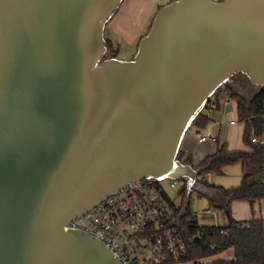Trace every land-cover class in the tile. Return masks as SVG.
<instances>
[{
    "label": "water",
    "instance_id": "water-1",
    "mask_svg": "<svg viewBox=\"0 0 264 264\" xmlns=\"http://www.w3.org/2000/svg\"><path fill=\"white\" fill-rule=\"evenodd\" d=\"M122 2L0 0V264H122L68 226L142 177L208 192L189 127L235 73L264 89V0H170L129 59L106 56Z\"/></svg>",
    "mask_w": 264,
    "mask_h": 264
},
{
    "label": "trees",
    "instance_id": "trees-1",
    "mask_svg": "<svg viewBox=\"0 0 264 264\" xmlns=\"http://www.w3.org/2000/svg\"><path fill=\"white\" fill-rule=\"evenodd\" d=\"M148 28L149 26L147 30ZM105 39L108 49H112L111 41L108 38ZM111 56H114V53ZM238 74L251 83L244 74ZM252 85L256 87V90L250 96L242 94L230 82L221 85L225 95H229L236 100L237 119L243 123L242 142L249 149L228 151L226 145L220 143L214 152L206 155L197 164H193L198 172L196 183L203 184L206 188L220 193L223 202L219 204V207L228 211L229 203L232 200L246 199L252 202L264 198V179H260L259 176L255 175L264 169V143L254 144L249 140L251 134L261 137L264 130V89ZM206 122L207 116L203 114L202 110L195 117L193 125L203 126ZM178 153L179 158L183 161L192 163L191 158L189 156L184 157L180 149ZM237 161L249 168L248 173L242 175L239 184L236 186L224 188L200 178L204 173H220L223 166ZM182 180L183 183L180 185L178 192L182 196L183 204L185 182L184 179ZM198 191L202 192L201 190ZM189 201L183 208L181 218L184 235L190 250L189 257L184 262L190 260L199 262L201 259L217 255L228 248H233V259L215 258L204 264H264V225L261 216L236 220L228 214L229 220L226 225L201 226L197 223L194 211L189 208ZM201 228H203L201 237H196L198 230Z\"/></svg>",
    "mask_w": 264,
    "mask_h": 264
},
{
    "label": "built area",
    "instance_id": "built-area-1",
    "mask_svg": "<svg viewBox=\"0 0 264 264\" xmlns=\"http://www.w3.org/2000/svg\"><path fill=\"white\" fill-rule=\"evenodd\" d=\"M224 96L223 88L212 93L204 109L216 108L219 103L225 105L227 101L221 100ZM196 135L199 140L206 139V135L198 131ZM249 140L254 144L264 143L262 137L254 134ZM206 174L200 176L204 181ZM166 179L168 181L164 182ZM182 183V178L142 177L68 227L81 229L99 239L122 264L184 262L190 250L181 222L185 206L178 191ZM202 230H198L196 237H201Z\"/></svg>",
    "mask_w": 264,
    "mask_h": 264
},
{
    "label": "crops",
    "instance_id": "crops-1",
    "mask_svg": "<svg viewBox=\"0 0 264 264\" xmlns=\"http://www.w3.org/2000/svg\"><path fill=\"white\" fill-rule=\"evenodd\" d=\"M168 1L170 0H154V2L151 3V1L149 0L148 3L147 0H123L119 10L120 12L122 11V13L119 12L120 14L118 16V22L121 20L123 26H119L121 29L117 28V30L121 34L126 36L129 40H134L135 38L139 39L140 36L143 34L142 33L143 28L146 26L148 27L150 25L149 22H151L160 4L162 2L166 3ZM241 81L243 84L242 78ZM245 87L247 88V90H251V92H253L254 90V86H250L249 83L246 84ZM224 99L227 101L225 105L219 103L216 108H211V109L205 108V110H203V114L207 116V122L203 126L194 125L190 133H187L181 151L183 152L184 157L189 156L191 158L192 164H197L206 155L214 152L217 145H219L220 143H224L228 151L249 149V147L245 145L243 142L238 144L235 142L233 143L229 140V136H228L230 131L229 126H235L236 124H238V126L240 127L241 141H242L243 123L237 119L236 100L229 95H225L221 100ZM230 100L234 101V107L232 110L234 112V117L226 119V113H227L226 110ZM230 120H234V123H230ZM196 131H198L200 135H206V139L199 140V137L196 135ZM261 137L264 139V130ZM232 164L234 165L230 166L229 164H227L223 166V168L229 170L230 168H236L237 167L236 165H239L240 166L239 178L241 179L242 175L244 174V170L248 169L249 167L245 166L240 161H237ZM208 175L209 173L206 174V181H208ZM220 177L222 178V176ZM239 178L233 180L232 183H230V187L238 185L240 182ZM261 178L264 177H260V179ZM214 184L224 187V185L220 183H214ZM224 188H229V187H224ZM201 193L204 192L202 191ZM204 194L208 195V197L211 199L213 204L217 207H219V204L223 202V198L221 194L218 193L217 191L210 190L208 188V192H205ZM228 213L232 218L236 220H244V219H249L251 217L261 216L263 218V225H264V198L254 200L252 202L246 199L232 200L229 203ZM226 216L227 218H229L227 213ZM228 220L222 225H226L228 223ZM208 225H217V224L208 223L206 225H201V226H208ZM215 258H222L226 260L233 259L234 258L233 248H228L217 255L206 257L201 260L202 262L208 263ZM186 263L187 262H181L177 264H186Z\"/></svg>",
    "mask_w": 264,
    "mask_h": 264
},
{
    "label": "rangeland",
    "instance_id": "rangeland-1",
    "mask_svg": "<svg viewBox=\"0 0 264 264\" xmlns=\"http://www.w3.org/2000/svg\"><path fill=\"white\" fill-rule=\"evenodd\" d=\"M150 1L151 3L154 2V0H150ZM147 2L149 3V0H147ZM163 4L165 3L162 2L160 6ZM119 12H115L106 25V38H108L111 41L112 47H113L112 49H114V50L112 49L109 50L107 47L106 56H111L114 53V56L117 58L129 59L134 55L140 38L129 40L126 36H124L117 30V28L121 29L119 26H123V23L121 20L118 22V16L120 13H122V11L120 13ZM146 27L143 28V32H142L143 34L147 31ZM241 78L235 79V81L239 83V86L233 85V83L232 85L242 94L246 96H250L256 90V87L254 86L253 92H251V90H247L245 85L248 84L249 82H247L245 78H242L243 84H244L243 86ZM249 85L253 86L251 83H249ZM233 107H234V101L230 100L227 106V110H226L227 111L226 119L234 117V112L232 111ZM203 110L205 109L203 108ZM193 127L194 125L192 123V125L189 127L188 133H190ZM229 128H230L229 135H228L229 140L233 143L235 142V143L240 144L242 141H241L240 127L238 126V124H236L235 126H229ZM229 165L231 166L234 164H229ZM236 166H237L236 168H230L229 170H226L225 168H223L220 173H209L208 182L212 184L220 183L224 185V187H230V183H232L233 180H236L240 176V166L239 165H236ZM245 173H248V169L244 170V174ZM255 175L259 177H264V169L260 170L259 173ZM220 176H222V178ZM261 179H264V178H261ZM167 181L168 179L164 180V182H167ZM170 193L174 195L173 190H170ZM189 208L193 210L194 213L196 214V218H197L199 225H206L208 223L222 225L228 220L226 216L227 209L215 206L213 202L211 201V199L208 197V195L201 193L198 190H194L193 192H191ZM206 210H208V212ZM199 262L201 264L205 263V262H202V260ZM186 264H194V261H187Z\"/></svg>",
    "mask_w": 264,
    "mask_h": 264
},
{
    "label": "flooded vegetation",
    "instance_id": "flooded-vegetation-1",
    "mask_svg": "<svg viewBox=\"0 0 264 264\" xmlns=\"http://www.w3.org/2000/svg\"><path fill=\"white\" fill-rule=\"evenodd\" d=\"M236 78H241L240 75L238 73H235L232 77L231 80L229 81L230 83L235 84L236 86H239V83L235 81Z\"/></svg>",
    "mask_w": 264,
    "mask_h": 264
}]
</instances>
